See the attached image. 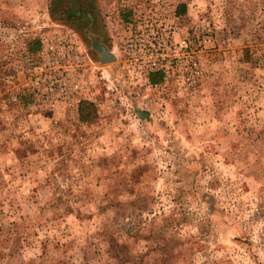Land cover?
Masks as SVG:
<instances>
[{
	"label": "rangeland",
	"instance_id": "374dc122",
	"mask_svg": "<svg viewBox=\"0 0 264 264\" xmlns=\"http://www.w3.org/2000/svg\"><path fill=\"white\" fill-rule=\"evenodd\" d=\"M50 4L0 0V264H264V0Z\"/></svg>",
	"mask_w": 264,
	"mask_h": 264
},
{
	"label": "trees",
	"instance_id": "16d2710c",
	"mask_svg": "<svg viewBox=\"0 0 264 264\" xmlns=\"http://www.w3.org/2000/svg\"><path fill=\"white\" fill-rule=\"evenodd\" d=\"M50 12L54 20L69 22L74 29L82 32H96L102 24L98 0H50ZM73 28V27H72ZM39 43H34L32 51H37ZM88 115L91 116L89 113Z\"/></svg>",
	"mask_w": 264,
	"mask_h": 264
},
{
	"label": "built area",
	"instance_id": "2783aa9c",
	"mask_svg": "<svg viewBox=\"0 0 264 264\" xmlns=\"http://www.w3.org/2000/svg\"><path fill=\"white\" fill-rule=\"evenodd\" d=\"M74 46L79 47V45L73 40H70V42L68 43V41L63 38L62 40H60L54 36L48 38L46 37L44 39V48L41 50L39 55L42 60L47 61V64L50 65V54L55 52L57 49H62V57H59V59L55 60L53 64H55L56 62L60 64L62 62V69H64L66 67L67 57L71 59L69 50L74 49ZM65 84L66 83L62 84V104L66 105L67 103L68 106H72L75 99L71 100V98L69 97L67 86Z\"/></svg>",
	"mask_w": 264,
	"mask_h": 264
},
{
	"label": "water",
	"instance_id": "95a60500",
	"mask_svg": "<svg viewBox=\"0 0 264 264\" xmlns=\"http://www.w3.org/2000/svg\"><path fill=\"white\" fill-rule=\"evenodd\" d=\"M101 54H102V61L108 62L114 60V56H112L110 53H108V50L105 47H101Z\"/></svg>",
	"mask_w": 264,
	"mask_h": 264
}]
</instances>
